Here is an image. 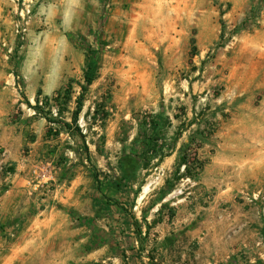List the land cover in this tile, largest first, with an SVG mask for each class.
<instances>
[{
    "label": "rangeland",
    "instance_id": "obj_1",
    "mask_svg": "<svg viewBox=\"0 0 264 264\" xmlns=\"http://www.w3.org/2000/svg\"><path fill=\"white\" fill-rule=\"evenodd\" d=\"M0 264H264V0H0Z\"/></svg>",
    "mask_w": 264,
    "mask_h": 264
},
{
    "label": "trees",
    "instance_id": "obj_2",
    "mask_svg": "<svg viewBox=\"0 0 264 264\" xmlns=\"http://www.w3.org/2000/svg\"><path fill=\"white\" fill-rule=\"evenodd\" d=\"M98 53L96 51H90L87 52L86 54V66H85V70H84V75H83V83H81V89H82V93L81 95L76 99V109L72 112V123L73 124H78V121L80 119V116L83 112V108H84V100H85V95L89 89V87L91 85L94 84V82L97 80V73H98ZM61 94H57L56 97L54 99H52L51 97H45V105L47 106H52L51 102L53 100H55V102H59L60 98H61ZM36 102L37 104L35 106H32L30 101L27 100V104L28 106H30L31 108H34L35 110H39L42 107V102L40 101V94L37 96L36 98ZM60 112V111H59ZM49 122H58V121H49ZM63 126L67 129H71L72 125L70 123L64 122ZM80 130V129H78ZM158 160H161L162 157L156 158ZM187 170V167L185 168V171ZM189 170V169H188ZM134 220H135V227L137 229H139L140 224L138 219H136V217L134 216ZM139 231V230H137Z\"/></svg>",
    "mask_w": 264,
    "mask_h": 264
},
{
    "label": "crops",
    "instance_id": "obj_3",
    "mask_svg": "<svg viewBox=\"0 0 264 264\" xmlns=\"http://www.w3.org/2000/svg\"><path fill=\"white\" fill-rule=\"evenodd\" d=\"M18 170H21V166H19V168H18ZM8 179H10V178H8ZM12 182H14V185L11 187V189L8 191V196L9 195H14V193H17V192H21L22 191V187H24L25 186V184H26V181H25V179L20 175V174H15L14 176H13V178H12ZM94 200L91 198V196H90V194H87V204H89L90 205V207H91V209H92V214H91V216H93V214H94ZM65 205H64V208H65V206L67 205V204H69V203H64ZM83 204H85V203H80V201L78 200L77 201V203H71V205L72 206H75V210H77V211H80L81 209H82V207H83ZM89 210H90V208H89ZM90 212V211H89ZM87 213L86 215H87V220L88 221H90L91 219H92V217H90V213ZM79 218L77 217V218H75L74 220H78ZM136 219H138L137 217H136ZM66 220L70 223H73V218H71L69 215H67V217H66Z\"/></svg>",
    "mask_w": 264,
    "mask_h": 264
}]
</instances>
